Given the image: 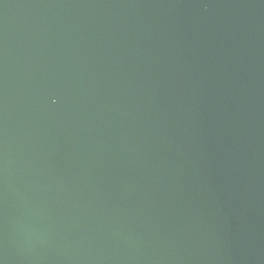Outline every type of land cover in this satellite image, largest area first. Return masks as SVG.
<instances>
[{"label": "water", "instance_id": "1", "mask_svg": "<svg viewBox=\"0 0 264 264\" xmlns=\"http://www.w3.org/2000/svg\"><path fill=\"white\" fill-rule=\"evenodd\" d=\"M0 264H264V0H0Z\"/></svg>", "mask_w": 264, "mask_h": 264}]
</instances>
